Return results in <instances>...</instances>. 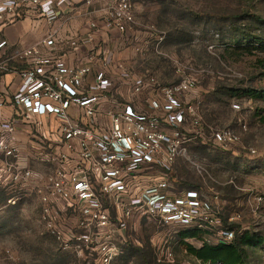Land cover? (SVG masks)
Masks as SVG:
<instances>
[{"label": "built area", "instance_id": "1", "mask_svg": "<svg viewBox=\"0 0 264 264\" xmlns=\"http://www.w3.org/2000/svg\"><path fill=\"white\" fill-rule=\"evenodd\" d=\"M27 5L51 23L56 18L54 10L64 12L71 3L0 0V20ZM133 23L127 0H114L104 12L108 30L124 34ZM88 26L97 31L94 23ZM145 34L156 45L163 41V36ZM55 35L50 33L42 44L53 49ZM89 43V38L68 40L71 51ZM104 55L100 49L99 56ZM13 60L29 61L31 67L18 72L10 65ZM52 65L50 58L38 57L32 50L0 58V75L13 73L22 80L11 96L0 92V120L7 100L14 110L11 118L0 121V187L37 196L44 229L62 250L96 251L99 264H112L128 244L126 232L141 219L192 228L217 244L233 242L235 228L223 226L220 220L219 192L212 187L176 192L169 184L170 170L178 159L187 158L189 146L200 142L230 153V147L239 142L230 128L201 127L199 101L194 96L199 81L190 68L175 63L178 81L163 86L148 71L141 74L117 66L131 102L150 109L142 113L111 95L114 84L107 67L95 73L88 90L80 92L89 67L66 68L63 62L55 61L57 75L50 79L46 68ZM144 93L149 95L141 100ZM108 102L110 110L104 112L102 107ZM232 108L240 109L236 103ZM72 109L81 117L74 119ZM46 116L59 119L56 130L45 127ZM241 128L247 130L244 124ZM19 132L30 136L26 154L20 150ZM248 153L254 155L255 151L249 149ZM28 162L41 164L47 171L32 170ZM260 189L246 192L248 209L254 216L264 214V177ZM8 203L14 204V198ZM61 218L72 226L67 229L59 224ZM238 219L234 216L228 223Z\"/></svg>", "mask_w": 264, "mask_h": 264}, {"label": "rangeland", "instance_id": "2", "mask_svg": "<svg viewBox=\"0 0 264 264\" xmlns=\"http://www.w3.org/2000/svg\"><path fill=\"white\" fill-rule=\"evenodd\" d=\"M127 1L134 16L131 31L163 36L159 45L150 39L144 46L131 45V67L168 86L178 81L175 63L187 66L199 81L193 95L199 101L201 127L230 128L239 137L229 155L189 146L187 158L178 159L170 170V186L176 192L197 185L219 192L225 223L238 236L254 238L253 245L242 246L244 264H264V243H256V238L264 239V214L254 216L246 200L247 190L261 191L264 177V0ZM247 90L262 97L250 99ZM234 103L239 110L232 108ZM10 198L14 204L8 203ZM40 212L34 193L0 187V264H99L96 251L62 250L44 229ZM237 215L238 220L228 223ZM58 221L67 229L72 226L66 218ZM128 230V246L112 264H202L187 254L185 245H218L195 229L145 219ZM113 238L117 242L116 232Z\"/></svg>", "mask_w": 264, "mask_h": 264}, {"label": "crops", "instance_id": "3", "mask_svg": "<svg viewBox=\"0 0 264 264\" xmlns=\"http://www.w3.org/2000/svg\"><path fill=\"white\" fill-rule=\"evenodd\" d=\"M48 1L57 4L60 0ZM68 1L71 5L64 12L54 10L56 18L51 23L30 5L22 6L13 15H7L0 20V58L12 57L15 53L25 50L36 51L38 57L52 60L53 65L46 68L50 79L57 75L54 67L55 61L63 62L66 68L89 67L90 72L84 77L82 85L78 89L80 92L88 90L94 84L95 73L102 70L103 67H107V74L114 84L111 95H114L121 104L130 105L142 113L150 112L149 108L141 105L138 101L131 102L129 93L124 88L115 69L117 66H122L129 71L140 72L130 65L131 45L144 46L149 41L147 35L141 32H133L129 28L124 34L106 29L104 12L114 0ZM91 22L96 25V32L89 28L88 24ZM52 32H56L55 47L49 49L42 43ZM77 37L89 38L90 43L78 51H71L68 40ZM100 49L105 53L103 58L99 56ZM102 60L105 61L104 65ZM14 63L20 66L14 68ZM10 65L18 72L31 67L29 61L21 60H13ZM21 84L22 80L16 74L0 75V92L4 95L11 96ZM148 95L144 93L141 100L147 98ZM110 106L111 103L108 102L102 107V110L108 111ZM13 114L14 110L7 100V107L4 109L3 119L0 121L11 118ZM71 116L74 119L81 117L75 109L71 110ZM43 123L48 130L54 131L59 126V119L54 116H46L43 118ZM18 135L21 140L20 150L26 154L30 136L23 132H19ZM27 166L32 170L47 171L44 166L35 162H28Z\"/></svg>", "mask_w": 264, "mask_h": 264}, {"label": "trees", "instance_id": "4", "mask_svg": "<svg viewBox=\"0 0 264 264\" xmlns=\"http://www.w3.org/2000/svg\"><path fill=\"white\" fill-rule=\"evenodd\" d=\"M233 93L234 95L236 94L235 92ZM245 95L250 99H259L262 97V93L256 90H247L245 91ZM193 145H199L205 148L207 147L201 144L200 142H198L197 144H193ZM218 151L225 153L227 155L230 154L228 152H224L221 150H218ZM200 187H201L200 185H197L194 187L183 188L178 191L187 190V189H198ZM220 220L223 226L227 225V223H225L226 221L222 217V214L220 215ZM253 240L254 238L251 236H247L246 234L238 236V234L236 233L233 239V242L228 245L218 244L217 246H210L207 244H203L202 247L199 249L193 248L189 245H185V248H186V252L188 255L192 256L193 258H195L197 261H199L202 264L215 263V262H219L221 264H244L247 261V255L244 249L242 248V246L253 245ZM256 243L257 244L264 243V239L256 238ZM127 246H125L123 250ZM123 250H122V253H123ZM136 251L138 252V255H141L140 254L141 250L136 248Z\"/></svg>", "mask_w": 264, "mask_h": 264}]
</instances>
